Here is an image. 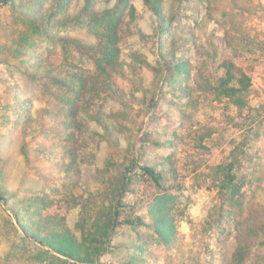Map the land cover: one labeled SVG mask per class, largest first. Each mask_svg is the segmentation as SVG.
<instances>
[{"label": "rangeland", "instance_id": "obj_1", "mask_svg": "<svg viewBox=\"0 0 264 264\" xmlns=\"http://www.w3.org/2000/svg\"><path fill=\"white\" fill-rule=\"evenodd\" d=\"M116 2L99 0L95 11ZM129 4L136 17L126 11L122 18L121 61L136 68L143 86L115 77L130 95L121 102L93 85L101 40L86 23L55 13V0L0 5V190L7 196L0 203V264L66 259L35 239L39 226L68 230L90 248V263L68 264H264V0H160L165 46L178 43L204 86L223 58L233 61L251 81L244 109L212 91L167 95L156 18L143 0ZM83 7L74 0L69 16ZM80 77L87 88L77 82L73 90ZM189 79L183 85L193 88ZM99 113L114 124L109 131L90 119ZM168 141L172 146L159 144ZM239 148L247 155L240 166L245 187L236 205L224 206L220 167ZM142 166L176 170L175 177L168 171L175 200L167 244L151 229L150 209L161 193ZM123 177L131 179L123 217L148 225H120L103 237Z\"/></svg>", "mask_w": 264, "mask_h": 264}, {"label": "trees", "instance_id": "obj_2", "mask_svg": "<svg viewBox=\"0 0 264 264\" xmlns=\"http://www.w3.org/2000/svg\"><path fill=\"white\" fill-rule=\"evenodd\" d=\"M99 0H83L84 7L81 10L80 15L77 18H71L68 14L74 0H55V13H62L66 18L75 23L81 25L86 23L90 32L100 38L98 45L99 58L96 60L97 76L94 78V87L97 92L102 93L108 99L114 101L126 100L130 95L118 88L115 81V77L120 76L125 81H131L137 83L139 86L142 85V80L136 73V68L129 66L126 62L121 61V49L119 47L120 42V31L121 25L123 24L122 18L126 11H129V16L132 18L136 17V9L133 5L129 4V0H117L115 6L111 9L103 12L95 11V7ZM144 3L150 8V11L156 18L158 28V39H157V51L166 55L165 68H166V91L167 95L173 93L174 96L190 99L192 91L204 92L212 91V94L217 98L227 99L233 106L244 109L247 106L245 94L247 89L250 87V78L247 74L239 70L236 64L229 58H223L218 66L217 72H213L209 78L205 81V86L200 83L198 79H195L196 67L191 63L190 59L187 58L186 53L179 54V45L177 47L172 46V49L165 46L163 38L169 33L165 26L163 18V11L161 8L160 0H143ZM14 3V0H0V5H8ZM94 10V12H91ZM34 19L32 17H29ZM175 44V43H174ZM170 47V46H169ZM165 49H170V54L165 52ZM217 49V48H216ZM216 49L213 50L212 54L216 53ZM133 60L139 63H143V58L135 53L132 55ZM145 63V62H144ZM143 63V64H144ZM130 67L131 76L126 74L125 69ZM218 71H223L220 75ZM131 78V79H128ZM192 78L193 88L189 85H183L184 80H190ZM78 87L85 90L89 84V81L80 77L73 81V90ZM61 83V81H59ZM195 85V86H194ZM166 95H164V99ZM64 103H68V106L72 108L78 107V105L71 99L62 98ZM155 103V102H154ZM158 103V102H157ZM156 103V105H157ZM155 105V107H156ZM91 116L90 119L100 124L104 129L110 130L111 124L107 118L101 115ZM70 125V124H68ZM68 127V126H66ZM70 128V127H68ZM67 128V129H68ZM160 145L172 146V142L159 143ZM169 144V145H168ZM236 149V148H235ZM235 149L231 152L230 158L225 165L220 167L219 176V189L220 194L224 199V206L226 202L230 207L236 205L237 198L239 197L242 189L245 187L246 179L240 174L241 171V156H247L243 151ZM144 174L147 175L155 184L159 193H161L156 199L150 209L152 216L151 229L155 232L158 238L163 243H169L171 237L174 235L173 219L170 206L175 200L172 195L173 184H168L170 180L169 173L175 177L176 170L170 168V170L159 168L155 166H142ZM130 178L123 177L118 185L117 193L115 194V206L111 215L104 220L101 231H103V237H110L114 230L120 225L138 226L148 225L145 224L144 220L138 217H132L127 215L123 217L125 208H127L124 198L129 193ZM7 196L3 191L0 190V203L5 202ZM225 210V208H223ZM33 229V227H30ZM35 239L40 241L43 245L51 248L62 257L59 258L58 262L54 264H68L69 260L81 263H90L91 251L90 248L84 247L82 243L76 240L68 230H59L54 227L39 226L34 228ZM110 234V235H109ZM264 238L259 240L260 245L264 247ZM235 260H238L235 254ZM244 260V259H243ZM244 262H238L243 264ZM258 264V263H257Z\"/></svg>", "mask_w": 264, "mask_h": 264}]
</instances>
